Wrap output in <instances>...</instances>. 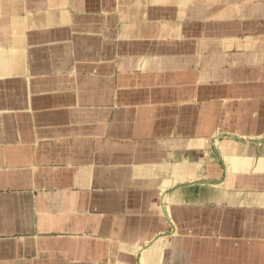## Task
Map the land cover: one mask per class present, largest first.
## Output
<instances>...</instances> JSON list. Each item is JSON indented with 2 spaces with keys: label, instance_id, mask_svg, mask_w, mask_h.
<instances>
[{
  "label": "crops",
  "instance_id": "crops-1",
  "mask_svg": "<svg viewBox=\"0 0 264 264\" xmlns=\"http://www.w3.org/2000/svg\"><path fill=\"white\" fill-rule=\"evenodd\" d=\"M0 264H264V0H0Z\"/></svg>",
  "mask_w": 264,
  "mask_h": 264
},
{
  "label": "bare ground",
  "instance_id": "bare-ground-1",
  "mask_svg": "<svg viewBox=\"0 0 264 264\" xmlns=\"http://www.w3.org/2000/svg\"><path fill=\"white\" fill-rule=\"evenodd\" d=\"M197 10V9H196Z\"/></svg>",
  "mask_w": 264,
  "mask_h": 264
}]
</instances>
